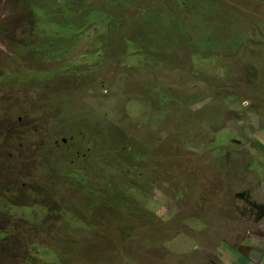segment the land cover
I'll return each instance as SVG.
<instances>
[{
  "label": "rangeland",
  "instance_id": "obj_1",
  "mask_svg": "<svg viewBox=\"0 0 264 264\" xmlns=\"http://www.w3.org/2000/svg\"><path fill=\"white\" fill-rule=\"evenodd\" d=\"M119 1L128 8L123 11L118 6L117 11H113L120 20H126L120 34L128 38L127 43L137 51L131 49L125 54L122 50L121 57L120 46L116 42L111 44L110 71H103L111 87L108 91L101 92L105 87L100 79L87 82L88 76L98 77L90 69L82 70L78 77L72 75V80L66 83L62 76L66 62H50L49 55L42 59L49 64V70L30 74L21 69L25 73L24 81L39 76L50 79L54 73L59 74L58 79L39 85L29 80L34 93H29L28 101L25 98L28 89L18 93L0 86L1 164L13 159L28 161L26 151L36 158L35 142L25 145V149L20 148L6 133L12 127V132L21 136L35 126L29 124L27 118L19 125V117L31 107L35 113H31L29 121L43 124L44 144L50 142V147L58 150L50 158L35 159L34 168L38 173L33 190L44 179L45 184L56 182L53 188L58 195L51 205L62 208L56 217H49L41 210L45 218L43 223L38 222L40 226L14 220L0 210V229L11 235L5 247H0V264H264V240L252 237L261 232L263 224L256 220L252 208L253 202L264 204V0H28L17 9L20 0H0V46L5 48L1 41L10 37L17 39L21 33L16 28L21 21L10 25L16 11L21 17L31 8L37 13L40 45L45 44L49 52V42L61 37L82 42L86 38V25L99 18L108 22L110 8ZM207 2L217 5L233 23L215 17L204 18L203 13L211 11ZM74 11H79L80 17L65 18V13L72 15ZM162 12L164 16L159 23L167 30L166 34H160L157 26L146 25ZM51 13L56 14L55 19ZM8 29L11 30L5 31ZM96 32L101 33L95 30L87 35L92 34L94 40ZM177 34L182 35L183 41L176 39ZM239 36L245 37V44L238 53L236 48L243 44V40H237ZM181 44L184 47L175 52L168 48ZM86 48L83 41L80 50ZM18 57L20 55L9 61V55L3 54L0 47V66L12 74L14 86L21 80L9 63L19 61ZM82 57L79 55L77 62ZM147 59L153 61V69L144 65ZM145 84L168 91L177 99L181 112L148 110L145 103L134 100L133 95L142 97ZM52 89L58 93L55 97L47 95L51 98L45 99V92H53ZM15 95L20 96L11 98ZM186 98L191 99L190 109L183 108ZM42 101L47 103V111H40ZM11 105L16 107L13 111ZM82 114L118 125L127 137L135 136L136 141L146 143L151 139L155 145L159 142L157 146L144 149L151 150L150 154L157 151V156H146L143 164L159 183L153 190L148 183H142L137 197L147 205V211L133 205L135 217L142 213L137 221L124 220L127 206L120 209L116 217L108 208L94 211L89 207L93 198L83 185L66 178L75 169H68L61 164V159L55 163L56 176L51 174V162L55 161L56 154L61 153L65 145L68 147L82 138L67 135V127L61 126V119ZM187 117L198 118L202 127L194 136L190 135L193 137L190 142L181 143L187 130ZM210 126L213 127L212 142L208 144ZM109 132L113 133V128ZM177 135L179 140L173 139ZM121 137L120 132L118 138ZM66 138H69L67 143ZM177 146L185 151L175 152ZM119 161L123 166L127 163H122L120 157ZM19 166L23 168L21 163ZM84 166L78 164L74 168ZM100 171L105 173L104 169ZM193 171L199 183L190 188L186 185L187 173L191 176ZM28 175L9 174L11 178L4 179L3 183L17 178L14 185L21 187L23 181L27 184L26 192H30ZM176 190L183 192L182 195L174 196ZM168 191L171 200L164 206L162 200ZM154 196L155 200L150 202ZM22 203L26 205L30 200ZM161 216L166 217L163 224L159 220ZM251 251L258 253H252L253 258H250Z\"/></svg>",
  "mask_w": 264,
  "mask_h": 264
},
{
  "label": "clouds",
  "instance_id": "obj_2",
  "mask_svg": "<svg viewBox=\"0 0 264 264\" xmlns=\"http://www.w3.org/2000/svg\"><path fill=\"white\" fill-rule=\"evenodd\" d=\"M27 1L28 0H20V3L16 7V9L22 3L27 2ZM20 21H21L22 24L18 25L16 27L17 29H19L21 31V33L18 35L17 39L10 37V38L6 39L5 41H1L2 43H5V48L2 47V46H0V47H1V50H2L3 54L9 55V58H8L9 61H11L12 57H16V56L20 55V57H18L19 61H14L13 64H12V62H10L9 65L16 70L15 74L17 75V79L21 80V83L19 85H17V86H14L13 85V81L14 80L12 78V74L9 73L7 71V69H2V66H0L1 67L0 68V86H2L4 90L16 91L18 93L26 91L28 89L27 90V96H25L27 101L30 98L29 97V93H34V89H33L34 86L29 82V80H34L38 85L41 82H52L54 80V79H47V80L46 79H40V76L39 77H30L26 81H24L23 78H22L25 73L21 72V69H25V70L29 71L30 74H34L36 72L37 73L38 72L42 73L43 70L44 71L49 70L48 69V65L49 64L46 65L45 62H42V59H43L44 55H49L50 56V62H58V61L63 62V61H65L66 62V67L63 70V75L65 76V75H73L75 73H78V75H79L82 72V70H87V69L91 70L94 67V66H91V64L95 65V63L97 62L98 59H100L102 57H104V58L107 57L108 58V57L112 56L113 49H112L111 44L113 42H116L118 44V46H120L119 49H118L119 55H121L122 50L125 52V54L126 53H130L129 48H130V50L131 49L132 50H136V48H131L129 43H127L128 38L125 39L124 36L120 34V30H117V25H111V28L108 26V28L106 30H101V28L99 26L92 25L90 27V30H86L85 35H84L85 37L87 36L88 33L95 32V30H100L101 33L96 32L97 39L93 40V42H94V44H93L94 50H93V52H91L92 54L87 55V58L85 60L82 59L81 61L77 62L78 56L82 55L84 50H80V45L78 46V49L75 50L74 52L65 50L62 47L63 37H61L60 39H58L56 41L49 42L50 47H51L49 52H46L45 47H44L45 44H41L40 45V41H41L40 31L37 30L38 28H40L39 19H38L37 13L32 8L30 9V11L25 10L22 17L18 13V11H16V14H14L13 18L11 19L10 25L17 24ZM7 26H9V25H7ZM94 28H96V29L94 30ZM10 30L11 29H8V30H5V31L9 32ZM109 30H110V32H109ZM105 32H107V36H106ZM100 34H103L102 35L103 39L106 36V41H101V40L98 41V36ZM89 35H88V37H89ZM91 36H92V34H91ZM140 36H142V35L140 34ZM226 39L227 38L224 36V40H226ZM237 40H240V41L243 40V44L240 47L236 48L237 52L239 53L240 48L245 44V41H244L245 37L239 36ZM102 42H103V44H102ZM86 44H87V48H88L90 46L89 45V41H86ZM122 44H124V45L122 46ZM109 46H111V50L110 51H109ZM181 46L184 47V44L178 45V47L176 49H179ZM168 48L170 50L172 48V46H169ZM176 49L171 50V52H175ZM12 52L15 53V54L11 55ZM123 55H121V57ZM87 62H89L91 68L82 67ZM42 65L45 66L44 69H43ZM74 65H80V67L74 68L73 67ZM107 69H108V71H110L109 68H107ZM103 71L101 72V75H103ZM99 75L100 74L98 73V77H99ZM102 79L105 80V85H108L106 87H110V85L108 83H106V77L104 75H103ZM9 85H11L10 89H8ZM230 89H233V88H230ZM52 90H53V92H48V93L45 92V94L49 95V96H52V97H55L56 93H58V92H56L55 89H52ZM108 90H105V91H108ZM233 90L239 91L238 88L237 89L234 88ZM75 92H77V91H75ZM19 96L20 95H15V96H11V98H15V97H19ZM132 98L134 100H138V99H136L133 96H132ZM171 98H173L174 100L177 101V99L174 98L173 96H171ZM21 100L23 101L24 104L26 103L24 98H22ZM187 100H188V103L186 102ZM173 104L175 106L170 110V113L172 114V113H174L176 111H180L181 112V107L179 105H177L176 103H173ZM184 104H187V106L184 105V107L182 106L183 108L190 109L191 108V104H192L191 99L190 98H186V100L184 101ZM246 105H247V103H245V106ZM11 106H12L11 109L13 111L16 107L13 106V105H11ZM146 106H148V105H146ZM28 109H29V107L26 108L25 114H23L22 117H19V125H23L25 118H27L28 123L29 124H35V126L30 128L29 131L21 133V136H16L15 132L14 133L12 132V127L9 128V130L6 133L8 135V138L12 139L13 142L15 140L16 143L20 146V148H24L25 149V145H27L29 143H32V142H35L38 152H36L37 155H36V158H34L33 155H31L30 153H28L26 151L27 156H28V161L31 162V163H28V161H25V160L16 161L14 159L12 161H8L4 165L1 164V162H0V210H1L2 213L4 211H6V213L11 215L14 220L28 221L31 224L33 222V224H35L36 226H40L39 223H36V221L32 217L28 216V214H32V216H36L38 218H41L42 219V223H43L44 218H45L43 212L45 213V215L48 214L49 217H56V216H59L58 213H56V212L57 211L59 212L62 208L61 209L60 208H54L51 205V201L52 200L54 201L55 197L58 195L56 193V191L49 192L47 194H43L42 193L41 188L45 184V179L43 180V183L41 185L36 187L35 191L33 190V187L36 185L35 176H37V173H38V169L34 168V162H35V159L38 160L39 158H43V157L50 158L51 154L53 152L58 151V150H57V147L51 148L50 147V142L44 144V126H43V124H38V123L29 121V119L32 118V115H31L32 110L30 111L29 114H26ZM76 118H77V116H75V115L74 116H66V118H62L61 119V120H63L62 124H65V123L69 124ZM108 124L113 126V127L116 126L113 123H108ZM186 127H187L186 134L183 136V139L181 140V143H182V141L183 142L184 141L185 142H190L192 140V138H193V137L191 138L190 135L194 136L195 135V131L197 129H201L202 123L198 120V118L187 117V119H186ZM212 129H213V127L210 126L209 132L207 134V137L209 139L208 140V144H210L212 142V137H211V133H210ZM13 135H15V137H13ZM173 139L179 140L178 139V135L176 137L174 136ZM49 140L51 141V139H49ZM68 140H69V138H66L64 140V142L67 143ZM80 140H81V143L83 145H85L88 148L90 147V145L88 143V140H85L84 138H81ZM149 140L150 139H147V141H149ZM75 142H77V141H75ZM74 143H72L68 147H67L68 144L65 145L66 148L61 153H57L56 154L55 161L51 162V163H53V165H52L53 169H52L51 174L56 176L54 174V171H55V168H56L55 163L59 159H61V161H62L61 164H63L64 166H66L70 170L75 169L74 168L75 165L84 164L87 161V159H82V157H83L82 154H80V159L77 161V163H73L71 161V159L69 157V153L75 148ZM171 144H172V142H171ZM180 146H181V144H180ZM180 146H177L174 149L177 150V152L185 151ZM205 147L208 149V146H205ZM15 155L20 156V153L15 152ZM0 156H3V155H0ZM19 163H21L23 165V168L19 166ZM18 173L24 174L25 177H26L27 174H29L28 175V176H30L29 183H30V186H31L30 192H26L27 184L26 183L24 184L23 181H21V183H20L21 187L19 185L18 186L14 185V183H15L17 178H14L9 183H5V184L3 183L4 179L11 178V177L8 176L9 174H13V175H15L17 177ZM195 174L197 175V173L194 172L193 175L189 176V173H187L186 185H188L190 188H191V185L196 186L199 183V182H197L195 180L196 179L195 178ZM70 180H72V179H70ZM52 182L56 183L54 181H52ZM147 186L151 190H153L151 182H148ZM181 193H183V192H181ZM46 196H47V198H46ZM26 200H30V203L25 205L22 202H24ZM149 200L151 201V198ZM253 205H254V207L253 208L251 207V208H252V211L254 212V215H255L254 217L256 218V220L259 223H263L262 224V230H261L262 236H260V238L262 240H264V217L261 218V219L257 218L258 217V213L255 210L256 209V205L264 207V204H258V203L253 202ZM101 206H102V203H100V208H101ZM139 206L142 207L141 205H139ZM144 206L147 207L146 204H144ZM23 210L25 212L24 216H23ZM52 212H53V215L51 214ZM163 221L165 222V220H163ZM164 222H161V223L163 224ZM258 235H259V233L256 234V235H252V237H255L256 239H258L259 238ZM0 237L2 238V240H0V247L4 248L5 244H7L9 242V239H10L11 235L3 232L0 229ZM1 250L2 249H0V252H1ZM35 250H36V248H35ZM257 252L258 251H251L248 254L251 255L250 258H253L252 253H257ZM0 257H1V253H0Z\"/></svg>",
  "mask_w": 264,
  "mask_h": 264
},
{
  "label": "trees",
  "instance_id": "obj_3",
  "mask_svg": "<svg viewBox=\"0 0 264 264\" xmlns=\"http://www.w3.org/2000/svg\"><path fill=\"white\" fill-rule=\"evenodd\" d=\"M117 6L111 7L109 11V17L108 22H103L102 19H98L96 22H91L86 25L84 29V35L86 30H90V27L92 25L99 26L102 30H106L108 26L111 28V25H117V30H121L122 23L124 20H120L118 17H116L113 13V11H117L116 7L121 6L123 8V11L128 10L127 6H122L121 1ZM186 4V3H184ZM207 6L211 8L210 12L203 13L204 18L208 17H215L217 20H229L232 21L233 19L230 16H226V13L221 12L220 8L213 4L212 2H207ZM52 18L55 19L56 14L51 13L50 14ZM124 18V15H121ZM163 12L159 14L157 17L153 16L151 19V22H147V27L151 26H157L159 27L158 32L161 34H166L167 30L165 29L162 24H160V20L163 17ZM79 16V11H74L72 15H68L65 13V18L72 19L77 18ZM65 22H69L66 20ZM160 24V25H159ZM234 25V24H233ZM110 32V30H109ZM107 36V32H105ZM141 34V33H140ZM103 34H100L98 36V41H106V36L104 39L102 38ZM176 39L182 40L183 37L180 34H177ZM79 40H76L75 38H64L62 41V47L65 50L74 52L78 49V46L81 45L82 42H78ZM81 41V40H80ZM83 41H89V47L82 53L83 59L85 60L87 58V55L92 54L94 47H93V40L91 39V35L86 36ZM103 44V42H102ZM101 44V45H102ZM177 47H173L170 49L174 50ZM130 51V48H129ZM71 52V53H72ZM70 53V54H71ZM163 56V55H162ZM109 58L110 57H102L97 60L95 65L91 64V66H94L91 70L94 71L93 73L98 76V73L100 74L99 77L96 78H89L88 81L91 82L92 80H99L103 83L104 89L101 90L103 93L104 90H108L110 87H106L108 85H105V80L102 79L103 75H101V72L109 67ZM153 62V61H152ZM149 61V59L145 60L144 65H149L153 69V63ZM140 64V61H139ZM161 66V65H160ZM74 68L80 67V65H74ZM82 67H90L89 62H87ZM157 70V69H154ZM58 75L54 73L53 78L50 79H58ZM78 77V73L73 74ZM64 76V75H62ZM61 76V77H62ZM66 83H69L72 80V75H65ZM45 77L40 76V79H44ZM48 79L47 77L45 78ZM71 79V80H70ZM65 83V84H66ZM67 85V84H66ZM68 86V85H67ZM151 86L152 88H147ZM142 97L141 96H134L136 99H138L141 102H144L146 105H148V109L150 108L152 111H155L156 109H161L165 113H170V110L175 106L173 103H177L176 100L171 98L168 91H164L161 87H153L152 85L145 84L142 87ZM73 91H79L80 89H72ZM52 97V96H51ZM51 97L45 96V99H50ZM146 100V101H145ZM187 106V104H185ZM47 107V103L44 101L41 102L39 105V109L41 112H44L45 108ZM32 110V113H35L33 109L30 107L27 110L26 114H29ZM47 111V110H45ZM105 119V117H103ZM96 120V121H95ZM63 121V120H62ZM62 127H67V135L69 136H75L79 135V137L84 138L85 140H88V143L90 147H86L81 143V140L79 138V141L74 143L75 148L69 153V157L73 163H77V161L80 159V154L83 155L82 159H87V161L84 163V168H75L74 172H69L66 176L69 179H72L75 183H79L80 185H83L85 189L87 188V193L93 198V204L89 207H93V210L96 211L101 208H108L109 211L117 216V212L121 209L124 210V207L127 206L128 208L125 211H128L127 216L125 219H132L133 221H137L139 216H142V213H137L136 217L134 214V208L133 205H138L137 208H141L144 211H147V208L142 203V200L138 199L137 196L139 192L142 190V183H152V188L157 185L156 183H159V180L156 179V177L153 175V172L149 170V168L143 164L145 160L148 158V156H157V151L154 154H150L149 152H146L144 150L145 148H149L152 146H157L155 143L151 141H147L146 143H142L140 141H136L135 136L132 138L127 137L121 130V128H118L116 126H111L107 122H103L102 120L96 118L94 115L90 114H82L79 115L76 119H74L69 124H62ZM113 128V133L109 132V129ZM121 132L122 137L118 138V134ZM164 145H169L168 143H165ZM175 150V149H174ZM177 152V150H175ZM147 156V158H146ZM119 157L122 158V163L125 161L127 162L125 166L121 164L119 161ZM171 159V158H169ZM104 169L105 173H102L100 170ZM119 170V173L117 172ZM107 171V173H106ZM163 172V171H162ZM55 183L49 182L42 186L41 191L43 194H47L49 192L55 191L53 186ZM160 187V185H159ZM166 197L162 200L164 201V206H168V203L171 200L170 191L166 192ZM181 196L182 193L179 190H176L174 192V196ZM156 196V195H155ZM155 196L151 198L152 202L155 200ZM167 200V202H165ZM99 202L102 203V206L100 208ZM156 203H159L157 200ZM45 204V203H44ZM46 205V204H45ZM141 205L142 207H140ZM258 213L259 219L264 217V207L256 205L255 209ZM61 211V210H60ZM92 212V210L90 211ZM88 212V213H90ZM58 213V211L56 212ZM151 212L150 214H152ZM53 215V212L51 213ZM149 215V214H148ZM147 215V216H148ZM32 218L38 223L41 221V218H38L36 216H32ZM105 221L110 219H105ZM161 222H164L165 217H162L159 219ZM75 245H77L76 242H73ZM89 246V245H88ZM86 246V248H88ZM85 248V249H86ZM94 249V245L91 247ZM248 257H251L249 255Z\"/></svg>",
  "mask_w": 264,
  "mask_h": 264
},
{
  "label": "crops",
  "instance_id": "obj_4",
  "mask_svg": "<svg viewBox=\"0 0 264 264\" xmlns=\"http://www.w3.org/2000/svg\"><path fill=\"white\" fill-rule=\"evenodd\" d=\"M258 236H259V238H260V236H262V232H260ZM246 251H247V250H245L244 252H246ZM263 252H264V249H263ZM257 253H258V252H257ZM257 253H256V254H257ZM247 255H248V254H247ZM258 255H259V254H258Z\"/></svg>",
  "mask_w": 264,
  "mask_h": 264
}]
</instances>
